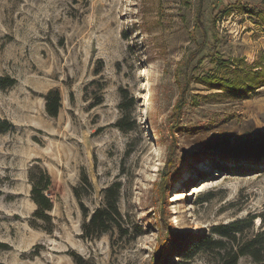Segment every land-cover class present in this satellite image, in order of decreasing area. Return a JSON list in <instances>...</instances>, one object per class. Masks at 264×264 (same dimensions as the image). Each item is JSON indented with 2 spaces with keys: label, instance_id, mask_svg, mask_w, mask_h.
I'll list each match as a JSON object with an SVG mask.
<instances>
[{
  "label": "rangeland",
  "instance_id": "rangeland-1",
  "mask_svg": "<svg viewBox=\"0 0 264 264\" xmlns=\"http://www.w3.org/2000/svg\"><path fill=\"white\" fill-rule=\"evenodd\" d=\"M262 73L264 0H0V264H264ZM110 187L121 215L88 233Z\"/></svg>",
  "mask_w": 264,
  "mask_h": 264
},
{
  "label": "trees",
  "instance_id": "trees-1",
  "mask_svg": "<svg viewBox=\"0 0 264 264\" xmlns=\"http://www.w3.org/2000/svg\"><path fill=\"white\" fill-rule=\"evenodd\" d=\"M200 28L201 30H203V35L206 37V41L204 43L210 46L211 49L214 51V54L211 55L212 59L219 64L222 63L224 61L223 60L224 57L222 55L221 50L219 49L220 41H221L219 31L214 30L213 34L210 35L208 31L209 29H207L203 24H201ZM202 49L203 48L201 46V49H199L198 52H200ZM206 74H211V73L206 72ZM253 74H258V73H253ZM212 76L214 77V80H212L213 84L219 85L223 88L224 87L231 88L233 91L239 93L240 89L238 88L235 79H231V78L227 79L215 75ZM260 78H264V73H262V76ZM250 80L255 81L256 76H252ZM15 83H16V79L11 78L10 76L0 78L1 88L8 87ZM46 99H47L48 112L53 116H57L62 107V97L60 91L58 89L50 91L46 95ZM11 126L12 123L9 120H0V133L8 130ZM231 155L235 158L242 157V153L241 154L231 153ZM31 178L33 181L32 197L38 205L35 215L42 219L49 218L50 217L49 211L52 210L53 202L51 197L46 193V191L49 188V185L51 184V177L44 170H42L40 176H37L32 170ZM113 192H114V187L108 188V201L106 207L97 209L90 218L89 222L85 224V229L88 233L90 231H98V232L106 231L110 225L109 223L114 221L116 219V216L121 215V212L118 207V200L116 194ZM243 229L244 227H238V223L233 222L230 224L219 225L215 228V231L224 237H235L236 233L242 231ZM260 236L264 237V234H261ZM220 243L221 240L213 241L211 237H207L203 239L200 244H196L195 249H200L206 247L207 245H213V244L219 245ZM235 258H237L236 255Z\"/></svg>",
  "mask_w": 264,
  "mask_h": 264
},
{
  "label": "bare ground",
  "instance_id": "bare-ground-1",
  "mask_svg": "<svg viewBox=\"0 0 264 264\" xmlns=\"http://www.w3.org/2000/svg\"><path fill=\"white\" fill-rule=\"evenodd\" d=\"M205 182V181H204ZM208 182V181H207ZM189 192V191H188Z\"/></svg>",
  "mask_w": 264,
  "mask_h": 264
}]
</instances>
